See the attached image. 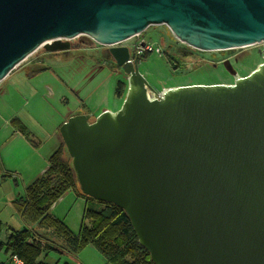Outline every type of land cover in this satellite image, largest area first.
Segmentation results:
<instances>
[{
    "label": "water",
    "instance_id": "obj_1",
    "mask_svg": "<svg viewBox=\"0 0 264 264\" xmlns=\"http://www.w3.org/2000/svg\"><path fill=\"white\" fill-rule=\"evenodd\" d=\"M165 25L215 52L264 43V0H0V82L85 35L125 74L121 108L59 129L82 193L123 209L155 264H264V62L232 84L155 90L113 47ZM264 54V51H263Z\"/></svg>",
    "mask_w": 264,
    "mask_h": 264
},
{
    "label": "rangeland",
    "instance_id": "obj_2",
    "mask_svg": "<svg viewBox=\"0 0 264 264\" xmlns=\"http://www.w3.org/2000/svg\"><path fill=\"white\" fill-rule=\"evenodd\" d=\"M142 42L141 52L146 56L139 61V71L157 91L226 84L231 81L230 74L213 65L228 56L238 58L233 64L241 76L262 63L255 55L258 44L236 49L234 55L202 52L182 43L165 25L151 26L121 45L134 49ZM69 43L71 49L58 54L38 49L0 82V243H6L9 230L23 228L14 201L46 170L49 157L63 142L60 126L72 116L87 114L95 119L105 111L119 110L123 104L125 95L119 96L117 88L119 82L126 81L119 67L106 58L105 46L85 35ZM147 43H152L153 50L146 49ZM14 118L26 125L30 140L13 127ZM84 208L85 200L69 191L51 212L77 233ZM60 258L61 264L65 260L74 263L72 258ZM77 258L85 264H98L90 246ZM9 259L10 254L0 250V264Z\"/></svg>",
    "mask_w": 264,
    "mask_h": 264
},
{
    "label": "trees",
    "instance_id": "obj_3",
    "mask_svg": "<svg viewBox=\"0 0 264 264\" xmlns=\"http://www.w3.org/2000/svg\"><path fill=\"white\" fill-rule=\"evenodd\" d=\"M126 90V82H119L117 94L124 96ZM11 124L30 140V132L19 118L11 120ZM69 191L85 200L77 233L51 212L52 206ZM14 206L23 228L9 230L6 243H0V250L5 249L23 264H40L37 263L40 256L52 253L74 260L66 264H76V256L88 246L101 254L108 264H155L139 243L123 209L82 193L64 142L49 157L46 170L14 201Z\"/></svg>",
    "mask_w": 264,
    "mask_h": 264
},
{
    "label": "flooded vegetation",
    "instance_id": "obj_4",
    "mask_svg": "<svg viewBox=\"0 0 264 264\" xmlns=\"http://www.w3.org/2000/svg\"><path fill=\"white\" fill-rule=\"evenodd\" d=\"M138 36H139V35H138ZM143 44H144V43L142 42L140 46H142ZM254 46H255V45H254ZM113 47H127V48H129L130 55H131V60L133 61V60H136V59H137L138 64H139V61L141 60V58L143 57V54H142V52H141L139 46H136L134 49H132V48H130V47H128V46L121 45V44H118V45L113 46ZM104 48H105L104 50H105V52H106V56H107L106 58H107L108 60H111V62L115 63V61H114L113 58L111 57V55H110V51H109L112 47H107V46H105ZM239 48H245V47H239ZM239 48H232V49L221 50V51H215V52H220V53H222V54H224V55H234V50L239 49ZM70 49H71V45H70ZM70 49H69V50H70ZM195 50H196V49H195ZM263 51H264V43L258 44V46H257L256 49H255V55H256L257 57H259V58L262 60V63L264 62V54H263ZM59 52H68V51H55L54 53H55V54H58ZM202 52H206V51H202ZM224 52H227V53H224ZM222 54H221V55H222ZM225 61H229L230 64L232 65V67L236 70L237 74L241 76V74L239 73V70L236 69L235 66H234V64H233V63H237V61H238V58H237V57H233V58H232V56H228V57L225 58L224 60L220 61V63L215 64V65H213V66H214L215 68H216V67H217V68H218V67H221V68L225 69V68H224V62H225ZM115 64H116V63H115ZM116 66H118V65L116 64ZM118 67H119V66H118ZM119 71L123 72L121 67H119ZM123 76L125 77V74H124V73H123ZM244 76H246V74L243 75L242 77H244ZM233 82H234V78L231 76V81H230V82H227L226 84H232ZM163 89H164V88H163ZM91 120H92V119H91Z\"/></svg>",
    "mask_w": 264,
    "mask_h": 264
},
{
    "label": "crops",
    "instance_id": "obj_5",
    "mask_svg": "<svg viewBox=\"0 0 264 264\" xmlns=\"http://www.w3.org/2000/svg\"><path fill=\"white\" fill-rule=\"evenodd\" d=\"M17 131L15 130V133ZM20 134V133H19ZM90 248L96 253V258L98 260V264H108L106 260L103 258L101 254H99L93 247L90 246ZM10 254V253H9ZM61 258L59 256L52 257L51 254L42 255L38 258L37 263L40 264H61ZM69 261L65 260L63 264L68 263ZM76 264H85L80 259L75 260ZM5 264H23L21 261H19L16 257H13L10 255V259L5 262Z\"/></svg>",
    "mask_w": 264,
    "mask_h": 264
},
{
    "label": "built area",
    "instance_id": "obj_6",
    "mask_svg": "<svg viewBox=\"0 0 264 264\" xmlns=\"http://www.w3.org/2000/svg\"><path fill=\"white\" fill-rule=\"evenodd\" d=\"M147 50H153V45L152 43H147V47H146ZM140 50H141V46H140Z\"/></svg>",
    "mask_w": 264,
    "mask_h": 264
}]
</instances>
